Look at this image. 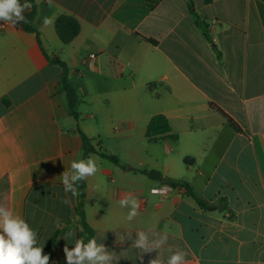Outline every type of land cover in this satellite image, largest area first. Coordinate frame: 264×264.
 I'll return each instance as SVG.
<instances>
[{
	"label": "crops",
	"instance_id": "crops-1",
	"mask_svg": "<svg viewBox=\"0 0 264 264\" xmlns=\"http://www.w3.org/2000/svg\"><path fill=\"white\" fill-rule=\"evenodd\" d=\"M34 1L40 41L20 23L0 21V204L37 230L43 247L63 231L49 264H66L63 248L74 246L66 234L80 238L76 197L60 177L82 157L78 130L93 145L118 143L130 157L126 168L112 150L118 164L96 153L84 158L99 168L85 180L86 220L116 254L113 264L155 258L158 252L132 247L136 233L149 229L168 237L159 252L165 262L171 246L186 253L187 264H264V0H192V9L187 0ZM61 14L80 23L68 44L55 32ZM52 57L69 68L77 119ZM157 113L176 139L144 137ZM142 170L182 179L213 205L201 208L180 187L153 195L163 183ZM124 194L141 204L131 222L119 205Z\"/></svg>",
	"mask_w": 264,
	"mask_h": 264
},
{
	"label": "clouds",
	"instance_id": "clouds-1",
	"mask_svg": "<svg viewBox=\"0 0 264 264\" xmlns=\"http://www.w3.org/2000/svg\"><path fill=\"white\" fill-rule=\"evenodd\" d=\"M31 7L27 0L24 3L21 0H0V21L12 26L26 22L24 13L31 10ZM44 22L47 24L50 21L45 18ZM98 171L97 160L91 155L87 159L73 160L70 170H65L60 175L64 192L71 193L72 197L78 196L79 182L95 176ZM167 191V186L151 189L153 195L165 194ZM63 202L71 203V200L65 198ZM119 205L129 209L125 217L127 221L131 222L139 215L141 204L136 197L124 194L119 199ZM136 236L132 247L139 249L141 253L158 252L148 264H187L186 253L179 249L173 251L171 246L167 248L170 255L166 262L160 258L159 252L167 244L166 234L149 229L138 231ZM64 239L71 240L74 244L71 250L67 244L63 248L66 264H113L119 260L114 252L109 251L103 243H98L95 237L85 243L83 239L76 238L74 232H69ZM49 259V255L43 254L38 231L11 208L0 204V264H49Z\"/></svg>",
	"mask_w": 264,
	"mask_h": 264
},
{
	"label": "trees",
	"instance_id": "trees-1",
	"mask_svg": "<svg viewBox=\"0 0 264 264\" xmlns=\"http://www.w3.org/2000/svg\"><path fill=\"white\" fill-rule=\"evenodd\" d=\"M28 3L32 5L31 10L24 13L26 17V22H21V27L24 31L32 33L36 36L37 40H39V33L37 29L34 26V18L37 10V5L34 0H27ZM187 3L189 7L193 8L192 0H187ZM195 21L197 26L201 28L203 33L208 36L207 30H206V24L201 21L199 16L195 14ZM55 32L61 42L63 44L70 43L80 32V23L79 21L72 15L67 14H61L59 15L54 22ZM49 60L52 63H55L59 65L62 68V76L59 81V89L61 92H63L67 109L74 119H77L78 114L75 110L77 104H78V97L75 93V88L73 84L71 83L69 79V68L68 66L60 60L58 57H52L49 58ZM210 106L215 109L217 112H219L226 120V122L236 131H242V129L239 127V125L221 108H219L217 105L211 103ZM79 133L82 135L83 138V154L81 158H86L90 153H96L100 157L105 158L114 164H118V158L115 154L108 152L106 150H101L100 148H95L94 145L91 143V140L84 135L81 130H78ZM144 137L147 139L148 142H156L160 139H163L165 137L176 139L177 135L171 132V126L167 119V117L161 113L154 114L149 121L147 122L145 131H144ZM184 162H187V159L184 158ZM142 172L147 175L149 178L162 181L163 184H169L173 188L180 187L183 188L185 191V194L189 197H191L195 203L200 206L201 208H206L208 205H213L200 196H198L193 189L190 187L189 183L182 180V179H174L170 177H164L162 174L157 170H142ZM77 188L79 190V195L76 196V202H75V213L78 217V223H79V233L78 236L84 240L85 243L94 236V229L88 224L85 216V212L83 209V203L85 199V180L80 181L77 185ZM223 202L225 205L226 200L223 199ZM221 211L225 210V206L220 208ZM229 218H233V213H229ZM65 231V230H64ZM63 231L60 229H57L54 231L46 245L43 247V254L50 255L53 246L56 243L57 236Z\"/></svg>",
	"mask_w": 264,
	"mask_h": 264
},
{
	"label": "rangeland",
	"instance_id": "rangeland-1",
	"mask_svg": "<svg viewBox=\"0 0 264 264\" xmlns=\"http://www.w3.org/2000/svg\"><path fill=\"white\" fill-rule=\"evenodd\" d=\"M144 145L147 146L148 145L147 142H144ZM94 146L97 149L101 148L103 150H107L108 152H110L109 150H112L113 152L117 153L120 158L121 164H123L125 168L127 167L126 160L130 159V157L128 153L125 150H123L122 147L119 146L118 143H95ZM145 150H146V147H145Z\"/></svg>",
	"mask_w": 264,
	"mask_h": 264
},
{
	"label": "built area",
	"instance_id": "built-area-1",
	"mask_svg": "<svg viewBox=\"0 0 264 264\" xmlns=\"http://www.w3.org/2000/svg\"><path fill=\"white\" fill-rule=\"evenodd\" d=\"M162 186H167V188H168V191H167L165 194H161L162 196H163V195H166L167 193H169V192L173 189V187H172L171 185H169V184H162V185H160V186L157 187V188H160V187H162Z\"/></svg>",
	"mask_w": 264,
	"mask_h": 264
},
{
	"label": "water",
	"instance_id": "water-1",
	"mask_svg": "<svg viewBox=\"0 0 264 264\" xmlns=\"http://www.w3.org/2000/svg\"><path fill=\"white\" fill-rule=\"evenodd\" d=\"M209 209H214V207H209Z\"/></svg>",
	"mask_w": 264,
	"mask_h": 264
}]
</instances>
